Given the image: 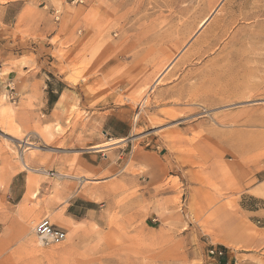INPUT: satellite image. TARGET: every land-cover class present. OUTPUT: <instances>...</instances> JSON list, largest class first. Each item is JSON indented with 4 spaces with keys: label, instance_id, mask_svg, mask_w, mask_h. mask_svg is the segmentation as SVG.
<instances>
[{
    "label": "rangeland",
    "instance_id": "1",
    "mask_svg": "<svg viewBox=\"0 0 264 264\" xmlns=\"http://www.w3.org/2000/svg\"><path fill=\"white\" fill-rule=\"evenodd\" d=\"M223 262L264 264V0H0V264Z\"/></svg>",
    "mask_w": 264,
    "mask_h": 264
},
{
    "label": "built area",
    "instance_id": "2",
    "mask_svg": "<svg viewBox=\"0 0 264 264\" xmlns=\"http://www.w3.org/2000/svg\"><path fill=\"white\" fill-rule=\"evenodd\" d=\"M34 234L44 244H60L66 238V232L50 222L48 217L41 218L34 226ZM214 251H210L213 254ZM220 255L221 253L218 252Z\"/></svg>",
    "mask_w": 264,
    "mask_h": 264
},
{
    "label": "crops",
    "instance_id": "3",
    "mask_svg": "<svg viewBox=\"0 0 264 264\" xmlns=\"http://www.w3.org/2000/svg\"><path fill=\"white\" fill-rule=\"evenodd\" d=\"M96 147H99V146H96ZM96 147H94V148H96ZM101 147H102V146H100V148H101ZM97 149H99V148H97ZM25 166H27V164H25ZM47 217H48V216H47ZM48 218H49V217H48ZM52 218H54V217H52ZM54 219H55V218H54ZM55 220H56V219H55ZM219 256H220V254L217 253V259H218L219 262H220L221 260L226 262V258H225V257L220 258ZM222 264H224V262H223Z\"/></svg>",
    "mask_w": 264,
    "mask_h": 264
},
{
    "label": "bare ground",
    "instance_id": "4",
    "mask_svg": "<svg viewBox=\"0 0 264 264\" xmlns=\"http://www.w3.org/2000/svg\"><path fill=\"white\" fill-rule=\"evenodd\" d=\"M38 238V237H37ZM39 239V238H38ZM39 241H40V243L42 244V245H45L40 239H39Z\"/></svg>",
    "mask_w": 264,
    "mask_h": 264
},
{
    "label": "trees",
    "instance_id": "5",
    "mask_svg": "<svg viewBox=\"0 0 264 264\" xmlns=\"http://www.w3.org/2000/svg\"><path fill=\"white\" fill-rule=\"evenodd\" d=\"M218 253V252H217ZM214 255L217 257V254H216V252L214 253Z\"/></svg>",
    "mask_w": 264,
    "mask_h": 264
}]
</instances>
